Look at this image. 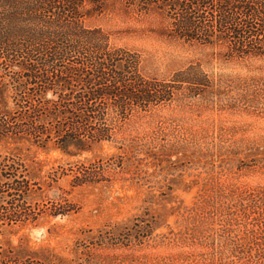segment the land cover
<instances>
[{
    "label": "rangeland",
    "instance_id": "obj_1",
    "mask_svg": "<svg viewBox=\"0 0 264 264\" xmlns=\"http://www.w3.org/2000/svg\"><path fill=\"white\" fill-rule=\"evenodd\" d=\"M82 12L147 77L200 63L213 87L133 110L80 153L0 136V154L22 158L37 184L30 201L74 208L0 227V250L43 264H264V57L180 39L163 11L123 0ZM82 164L96 182L73 183Z\"/></svg>",
    "mask_w": 264,
    "mask_h": 264
},
{
    "label": "trees",
    "instance_id": "obj_2",
    "mask_svg": "<svg viewBox=\"0 0 264 264\" xmlns=\"http://www.w3.org/2000/svg\"><path fill=\"white\" fill-rule=\"evenodd\" d=\"M88 1L0 0V136L42 147L52 141L80 153L112 140L133 110L146 111L179 92L184 98L201 96L213 87L200 63L169 80L144 75L137 53L113 46L102 28L84 25ZM123 1L141 11H163L180 39L224 44L242 58L264 57V0ZM25 167L22 158L0 154V227L74 210L67 203L30 201L37 184ZM99 176L93 164H82L73 183L96 182ZM0 264L43 263L9 249L0 250Z\"/></svg>",
    "mask_w": 264,
    "mask_h": 264
}]
</instances>
